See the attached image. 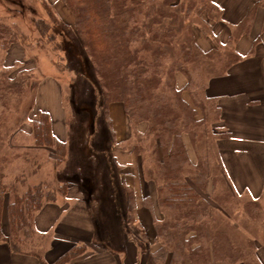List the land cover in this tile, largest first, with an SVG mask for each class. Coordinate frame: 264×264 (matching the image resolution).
Wrapping results in <instances>:
<instances>
[{
  "label": "trees",
  "instance_id": "trees-1",
  "mask_svg": "<svg viewBox=\"0 0 264 264\" xmlns=\"http://www.w3.org/2000/svg\"><path fill=\"white\" fill-rule=\"evenodd\" d=\"M158 1L65 0L73 9L77 27L72 33L71 28L63 24V30L72 43L65 45L69 47L65 51L69 54L66 68L75 72L70 81L72 115L67 117L69 141L55 136L48 111L37 110L30 134L32 144H25L22 148L21 142L27 138L19 137L22 138L19 142L17 133L12 134L11 128L3 125L4 120L1 119L3 114L16 111L25 98L34 96L39 84L34 70L22 69L12 76L9 67L0 65V108H3L0 115V152L6 144L4 155L9 148L21 147L24 152L22 160L19 156L14 161L7 160V154L6 159L0 161L4 166L0 167V242L7 244L13 252L36 255L42 262L48 238L37 230L36 214L46 203L55 202L58 194L65 196L70 187L67 181L57 177L30 182L29 177L40 162L38 159L33 161L25 155L26 152L54 148L57 154L55 162L62 164L68 159L72 145L80 143L85 146V149L81 146V152L85 153L90 174L87 178L78 176L81 180L79 185L89 193L86 198L95 218L99 207L96 194L103 182L101 161L97 164L100 155L96 150V140L114 139L109 106L113 102H122L134 130L140 122L148 123V130L126 147L141 156L150 151L152 164L148 174L157 182L159 201L165 209L164 218L155 219L160 245L153 253V261L156 264H167L169 259V264H213L220 259L225 264H261L251 235L260 228L264 229L263 210L253 199L242 203L239 199L242 194L225 181L218 149V140L224 133L214 130V125L222 120V111L218 100L208 94L210 82L227 74L231 66L241 59L234 48L237 33L231 34L225 44L217 40L215 48L203 51L196 44L191 30L189 35V25L184 27L182 22L197 10L198 13L206 10L209 16L214 12L217 21L222 17V10L213 0L200 6L197 0H188L187 3L181 0ZM43 4L52 21L60 23L48 2L43 0ZM252 18L251 11L239 29L246 28ZM36 26L43 37L50 31V25L43 20H37ZM215 38L220 40L219 35ZM25 40L26 34L18 22L10 16L0 17L1 50L6 51L15 41ZM58 46L60 48L61 45ZM73 52L74 56L71 55ZM178 72L187 78L182 89L176 82ZM84 81L92 88L88 96L83 94ZM184 90L191 96L192 103L184 98ZM185 135L190 136L198 152L196 163L185 147ZM111 161L105 162L108 174L113 173L109 166ZM14 162H17L16 171L11 182H6L5 175ZM80 167L78 171L85 169ZM210 177L216 190L213 188L210 197L206 198L200 189L206 187ZM221 181L224 183L219 186ZM128 199L125 222L130 224L134 208L131 194ZM6 205L8 235L3 232ZM233 207H243V212L251 218L253 227L249 228V236L245 239L234 226L236 213L228 212ZM109 244L108 240L103 242L105 246ZM89 248L93 246L88 243L74 244L58 263H66Z\"/></svg>",
  "mask_w": 264,
  "mask_h": 264
},
{
  "label": "crops",
  "instance_id": "crops-1",
  "mask_svg": "<svg viewBox=\"0 0 264 264\" xmlns=\"http://www.w3.org/2000/svg\"><path fill=\"white\" fill-rule=\"evenodd\" d=\"M213 2L222 10V17L213 22L211 32L221 37L222 44L228 41L231 34L237 33L234 48L241 55L228 73L213 79L208 88V94L218 100L222 111L219 126L224 136L218 140V147L225 174L234 190L258 201L264 215V0ZM251 11L252 20L240 30ZM197 42L205 51L215 47L211 35L201 32L197 33ZM183 78L177 73V86L180 88H183ZM54 86L56 92L58 84ZM183 96L187 100L184 93ZM41 101L48 103V100ZM52 110H56L57 119H60L61 109L56 105ZM45 111L51 115L55 136L66 141L69 136L67 128L64 127L65 135L63 128L58 133L56 117L50 110ZM109 116L116 145H121L115 148L111 157L120 167L115 168L112 175L134 191L133 221L130 224L125 222L129 196L120 198L115 194L114 202L108 205L112 218L104 219V223L111 220L108 223L110 226L107 224L104 227L103 223V230H100L99 222L91 215L89 202L81 191L83 189L70 187L65 196L46 203L36 214L35 226L48 238L42 262L36 255L15 253L7 244L0 242V264H59V259L77 243H88L93 248L62 264H156L152 259L159 247L155 228V219L159 217L156 188L144 175L141 157L122 147L131 139V126L124 104L111 103ZM49 152L57 155L54 148ZM3 232L5 235L9 233L6 210ZM251 236L256 241L259 261L264 264V231ZM105 240L111 244L103 245Z\"/></svg>",
  "mask_w": 264,
  "mask_h": 264
},
{
  "label": "rangeland",
  "instance_id": "rangeland-1",
  "mask_svg": "<svg viewBox=\"0 0 264 264\" xmlns=\"http://www.w3.org/2000/svg\"><path fill=\"white\" fill-rule=\"evenodd\" d=\"M46 1L52 7L54 13L59 18L60 23L57 24L52 21V19L48 14L47 9L43 4V0H0V17L10 16V18L13 21L19 23L22 30L26 34V40L24 42L15 41L8 47L6 51L0 49V65L9 67L12 70V76H16L17 74H19L22 69L34 70L35 71L34 76L36 78L35 80L38 81L39 84L37 90L35 91L34 96L32 94L30 97L25 98V100L21 102L20 106L16 111L11 110L8 113L3 114L1 119V121L4 120L2 122L3 125L7 127L9 126V128H11L12 134L17 133L16 135L18 138L19 137L27 138L26 139L27 141L25 140L24 143L21 142L22 148L25 144H28V146L29 144H32V139L30 134L32 132V121L35 118V114L37 110H41V108H45L43 110H47V109L50 110L53 117H56V125H57L56 129L58 133H60V130L63 128L64 135H65L64 127L65 129L67 128L66 132L67 133L69 132L67 117H71L72 115L71 114L72 103L70 101L72 94V87L70 81L73 77H75V72L74 71L71 72L66 68L69 64L68 62L69 54L68 52L66 54L65 51L68 50L69 47H65V45L68 44L70 46L72 45V43L70 41V38H68V34L65 33L63 30V24L68 25L71 28L72 33L76 32V28H77L76 18L73 9H71V7L65 2V0H46ZM181 1L187 3L188 0H181ZM197 1H198L197 4L198 6H200L202 3H207V4L211 3L210 0H197ZM158 2H160V0ZM212 13L213 14L209 16V13L206 10H203V12L201 13H198V10L193 11L188 17V20L182 22L184 27L186 26V24L189 25V35L191 30L193 37L195 38V42L198 46H199L197 42L198 32L204 33L205 35H211L215 43V47L217 45V40L221 42V37L219 36L220 40L219 38L216 39L215 38L216 34L211 32L213 28L212 27L213 22L215 21L216 18L214 12ZM37 20H43L45 21V23L50 25V31L46 35H44V37L41 36L36 26ZM185 31H187V29ZM58 44L61 45L60 48ZM74 53L75 52H73L71 55L74 56ZM178 73H180L184 77L183 78L184 84L181 85V87L184 88L185 83L187 82V78L182 72H178ZM176 82H177V74H176ZM55 83L58 84V89L56 92L54 86ZM178 88L180 87L178 86ZM91 92H92L91 86L89 85V83H86L84 81L83 84L84 96H88ZM183 93L186 95L188 102L192 103L191 96L189 95V93L186 90H184ZM42 99L48 100V103H42L41 101ZM56 105L59 109H61L60 119H57L58 117L56 114V110L54 111L52 110ZM2 111L3 108L2 109L0 108V115ZM199 115H201L200 110H199ZM128 118L131 126V139L122 145V147L124 146L125 148H127L134 141H137V138H139L142 135V133H145L148 130V123L144 121L140 122L137 128L134 130L129 115ZM220 128L221 127L219 126V124L214 125V130H216L217 132L220 130ZM18 138H16V141L18 140ZM21 140L22 138H19V142ZM69 140H70V135L68 136V139L66 141ZM19 142L18 144H21ZM96 142H97L96 150L100 155V158L98 157L99 159L97 161V164L99 165V162L101 161L100 168L103 169L101 170L102 172L101 181L103 182H102V186L99 187V192L96 194L99 207H98V212L95 213V219L98 220L99 222L100 230H103L104 219L112 218L111 217L112 212L110 207H108V205L114 202L115 194L118 195L120 198H122L123 195L126 196L127 198L129 194L134 195V191H132L128 186H126L124 182L119 183V179L116 176L114 177V175L112 174H108L109 170H106L105 168V162H109L111 157L113 158L114 156L113 153L115 148L121 146V145L118 146L116 145L115 133L113 140H111V138L108 139L107 141H103L102 139H97ZM184 143L191 160L195 163L198 162L199 155L189 135L184 136ZM81 146L82 145L80 143H77L74 147L72 145V147L70 148L68 159H66L62 164H56L55 160L57 158V155L51 154L49 152L51 148L49 147L45 149H41L39 151H34V150L27 151L29 152V154L26 152L25 155H29L33 161L38 159V161L40 162V165L38 168L35 169L34 174L32 173L31 176L29 177L30 178L29 181L34 183L45 178H49L51 180L53 178L54 180V178L57 177L61 181L63 180L67 181L69 186L74 190L76 186L79 188L81 187L83 188V186L79 185L81 184L80 183L81 180L79 179L78 176H83L87 178V176L90 174V171L89 168L86 167L87 162L85 161V153L81 152ZM5 147L4 149H2L3 147L1 148L2 151L0 152V161L6 159L7 154H8L7 160L11 159L14 161V159H17L18 156L22 160L21 157L24 155L23 154L24 152L21 147L20 148L16 147L14 149L9 148L8 149L9 151L4 155L3 150H5ZM198 147L200 146L198 145ZM82 148L85 149V146H82ZM139 156L141 157L143 162V171L147 181L150 182V184L152 183L151 185L153 184L155 185L153 186L156 188L157 200L159 204L158 218L163 219L165 209H164V205H161L159 201L158 185L157 182L151 179L150 175L148 174L149 165L152 164V155L148 150L145 152L144 156L141 155ZM79 165L81 166L80 167L81 169L82 168L85 169L82 171H78ZM109 166H111V170H113V173L115 168L116 169L120 168L116 165L114 159H112V161L109 163ZM0 167L3 168L4 166H1L0 164ZM16 168H17V162H14L10 170L5 175L4 179L6 182H11L13 178L12 176L13 172L16 171ZM145 168H147V170H145ZM208 180L209 181L206 187L204 189H200V193L204 195V197L206 198L210 197L213 188L214 191L216 190L215 182L213 178L210 177ZM225 181L231 186L230 184L231 182L227 175L225 177ZM223 183L224 182L221 181L219 186H221V184ZM81 191L86 197L89 194L86 188L85 189L83 188V190ZM59 196L61 195L58 194L57 197ZM109 196H111V198H109ZM235 198L238 199L237 197ZM239 199H242V203H243L244 200L250 198L247 195L242 194L239 197ZM5 208L8 216L7 205ZM242 209L243 207L240 208L233 207L229 209L228 212L230 214L231 212L236 213L234 214L236 215V220H235L236 223L234 226L236 227L239 235L243 239H245L247 236H249L250 233L249 228H252L253 225L251 224V218H248L246 213L243 212ZM110 221H111L110 219L106 220V222L104 223V227H106V225ZM258 231L263 232L264 229L260 228ZM99 232L101 233L102 231ZM240 263H244V262H239L238 264ZM213 264H225V263L222 260L218 259L213 261Z\"/></svg>",
  "mask_w": 264,
  "mask_h": 264
}]
</instances>
